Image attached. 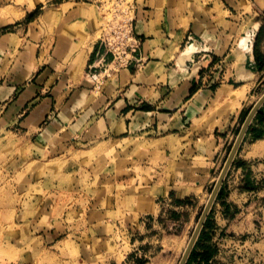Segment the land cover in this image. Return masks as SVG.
<instances>
[{"label": "crops", "instance_id": "crops-1", "mask_svg": "<svg viewBox=\"0 0 264 264\" xmlns=\"http://www.w3.org/2000/svg\"><path fill=\"white\" fill-rule=\"evenodd\" d=\"M97 1L0 0L6 127L37 137L46 156L88 157L93 180L103 178L101 198L87 192L84 223L61 230L79 260L175 264L195 219L192 197L218 180L226 141L264 95V0H132L140 47L101 89L88 77L104 65ZM249 34L252 51L241 45ZM192 43L199 49L182 58ZM259 112L237 158L246 166L231 172L238 183L221 188L210 264H230L240 236L256 232L264 135L250 129L264 133Z\"/></svg>", "mask_w": 264, "mask_h": 264}, {"label": "rangeland", "instance_id": "rangeland-1", "mask_svg": "<svg viewBox=\"0 0 264 264\" xmlns=\"http://www.w3.org/2000/svg\"><path fill=\"white\" fill-rule=\"evenodd\" d=\"M116 1L98 0L95 3L99 7L100 28L104 20H111L112 9L118 5ZM131 1H127L125 6ZM5 112V103H0V264H85L76 257L77 246L71 242V236L66 237L67 234L61 232L65 230L71 234L68 229L72 224L76 225V229L84 223L89 197L87 192L91 190L94 198H101L103 178L93 180V173L91 176L88 170L92 166L88 157L71 152L62 157L57 154L46 156L37 137L28 135L18 125L6 127L8 119ZM242 126L243 123L235 127L229 141L225 143L218 177ZM246 142L245 136L241 146ZM241 146L224 181L228 188L238 183H235L232 173L233 168L239 166L237 158ZM60 157L63 160H59ZM216 183L214 181L203 190L200 199L192 197L189 205L196 212L195 219L175 264L180 263L186 244L195 231ZM252 187L257 190L263 186L256 182L248 186ZM219 193L208 216L209 220L212 218V229L216 226L217 204L223 203L227 197L225 194L221 199ZM253 203L259 206L252 219L256 224V232L254 237L251 233L240 236L242 250L231 253L235 256L232 261L229 260L230 264H264V198L256 197ZM246 241L251 242L249 247L245 246Z\"/></svg>", "mask_w": 264, "mask_h": 264}, {"label": "built area", "instance_id": "built-area-1", "mask_svg": "<svg viewBox=\"0 0 264 264\" xmlns=\"http://www.w3.org/2000/svg\"><path fill=\"white\" fill-rule=\"evenodd\" d=\"M130 0H118L111 12V20H104L101 26V44L104 54L100 56L101 71H96V64L90 66L89 79L95 84V88L101 89L105 81L115 76L121 69L129 66L133 55L140 47V40L135 34L133 10L134 4ZM254 38V36L252 35ZM110 55L111 61L106 63L105 57Z\"/></svg>", "mask_w": 264, "mask_h": 264}, {"label": "water", "instance_id": "water-1", "mask_svg": "<svg viewBox=\"0 0 264 264\" xmlns=\"http://www.w3.org/2000/svg\"><path fill=\"white\" fill-rule=\"evenodd\" d=\"M263 105H264V95L254 105V107L250 111L249 115L247 116V118H246V120L242 126V129H241V131L237 137V140L233 146V149L230 153V156H229V158H228V160H227V162H226V164L222 170V173L219 177V180L217 181L216 186L212 192V195L209 199V202L206 205V208H205V210H204V212H203V214H202V216H201V218H200V220H199V222L195 228V231L191 237V241H190L187 249L185 250L179 264H187L188 259H189L190 255H191V253H192V251H193V249H194V247H195V245L199 239V236H200V233L204 227V224L206 223V221L208 219L211 208H212V206H213V204H214V202L218 196V193H219V191H220V189H221V187L225 181V178L228 174V171H229V169H230V167H231V165H232V163H233V161H234V159L238 153V150H239L243 140L245 139V136L247 135L248 129H249L251 123L253 122L254 118L256 117L257 113L259 112V110L261 109V107Z\"/></svg>", "mask_w": 264, "mask_h": 264}, {"label": "trees", "instance_id": "trees-1", "mask_svg": "<svg viewBox=\"0 0 264 264\" xmlns=\"http://www.w3.org/2000/svg\"><path fill=\"white\" fill-rule=\"evenodd\" d=\"M263 117H264V107L259 112L258 119ZM250 132L252 133L253 139L260 138L264 135L262 131H258L253 126L251 127ZM238 165L246 166V164L243 162H239ZM246 185L248 186L251 185L250 181H247ZM222 196H223V189L219 193V198H221ZM209 227H210V220L208 218V220L205 223V227L201 232V235L190 255L187 264H210V259L214 256V252L216 251V249H214L208 243V241L210 240V236L208 233Z\"/></svg>", "mask_w": 264, "mask_h": 264}, {"label": "bare ground", "instance_id": "bare-ground-1", "mask_svg": "<svg viewBox=\"0 0 264 264\" xmlns=\"http://www.w3.org/2000/svg\"><path fill=\"white\" fill-rule=\"evenodd\" d=\"M241 45L242 46H244V48L246 49V50H249V51H252V47H253V37H252V35H247L246 37H243L242 39H241ZM199 49V46H198V44H196V43H192V44H190L188 47H187V49H185V52L183 53V56H182V58H184V59H186V58H189L190 57V55L193 53V51H196V50H198ZM240 97H242L243 96V93H239L238 94ZM263 96V95H262ZM234 97V96H233ZM249 114V113H248ZM220 177V176H219ZM219 177H218V180H219ZM217 180V181H218ZM208 201V200H207ZM206 201V202H207ZM209 202V201H208ZM190 241H191V237H190V239H189V241L187 242V244H186V248H185V250L187 249V247H188V245H189V243H190ZM185 252V251H184ZM182 258V257H181ZM181 261V260H180Z\"/></svg>", "mask_w": 264, "mask_h": 264}]
</instances>
